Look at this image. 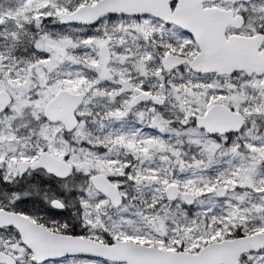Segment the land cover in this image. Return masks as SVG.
<instances>
[{"label":"snow or ice","instance_id":"snow-or-ice-1","mask_svg":"<svg viewBox=\"0 0 264 264\" xmlns=\"http://www.w3.org/2000/svg\"><path fill=\"white\" fill-rule=\"evenodd\" d=\"M0 264H264V0H0Z\"/></svg>","mask_w":264,"mask_h":264}]
</instances>
